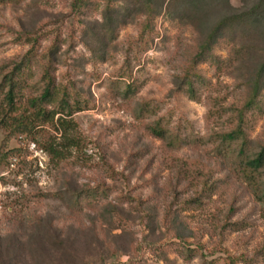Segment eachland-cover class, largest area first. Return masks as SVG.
Masks as SVG:
<instances>
[{
	"label": "rangeland",
	"instance_id": "374dc122",
	"mask_svg": "<svg viewBox=\"0 0 264 264\" xmlns=\"http://www.w3.org/2000/svg\"><path fill=\"white\" fill-rule=\"evenodd\" d=\"M74 1L0 0V61L27 49L17 41L23 32L44 35L43 46L58 36L56 75L69 72L94 102L67 117L65 135L44 127L64 159L51 160L28 134L7 143L3 153L16 152L1 163L0 264H225L228 256L264 264V203L231 167L202 153L206 107L178 90L171 67L182 61L177 52L238 15L215 43L219 81L232 88L264 75V0H85L73 11ZM143 43L140 62L129 63L141 82L137 97L162 99L161 113L174 108L173 120L183 112L197 140L180 157H202L210 178L223 181L225 190L202 204L187 202L192 192L161 161L160 141L107 90L125 54ZM200 67L218 82L211 64ZM261 132L264 115L251 139ZM70 137L82 148L70 146ZM231 202L230 222H240L222 228Z\"/></svg>",
	"mask_w": 264,
	"mask_h": 264
},
{
	"label": "trees",
	"instance_id": "16d2710c",
	"mask_svg": "<svg viewBox=\"0 0 264 264\" xmlns=\"http://www.w3.org/2000/svg\"><path fill=\"white\" fill-rule=\"evenodd\" d=\"M83 2L86 1L75 0L71 9H82ZM238 19V15H231L220 20L202 42L185 53L177 52L182 61L177 63L173 59L171 67L174 66L176 70L178 90L206 107V131L199 143L202 153L207 158L231 167L237 180L245 185L255 200L264 203V132L253 140L250 136L264 115V75L259 70L250 84L236 83L232 88L225 86L219 81L222 62L214 51L221 31L228 23L238 22ZM20 36L17 41L26 44L27 49L0 61V131L4 133L0 144V170L5 158L16 152L13 149L3 153L7 143L22 134L30 135L51 160L64 159L44 127L52 126L65 135L67 125L72 122L67 117L94 106L93 99L70 78L69 72L56 75L58 63L55 55L62 44L58 36H50V43L44 46L40 41L44 35L38 32H23ZM141 36L139 33L133 41L137 44V41L142 40ZM145 44L141 49L133 50V47L131 57L125 54L122 65L113 72L115 79L109 80L107 90L119 96L131 116L160 141L161 161H168L177 181L186 180L185 186L192 192L193 196L187 202L202 204L215 193L225 190L221 186L223 181L210 178L209 164L202 157H180L182 149L191 147L197 140L196 135L191 136V121L183 112H179L173 120L174 108L165 109L161 113L165 108L162 99L137 97L141 82L138 76L132 75L129 63L131 59L140 62V53L147 49ZM204 63L211 64L218 82L212 83L203 73L200 65ZM228 97L230 99L227 101ZM38 136L44 138L43 141H37ZM68 139L71 141L70 146L82 148L80 140L74 137ZM233 195L235 191H232ZM232 212L233 202L228 208L222 228L240 222H230ZM227 258L225 264L240 262L237 257ZM241 261L249 264L251 260Z\"/></svg>",
	"mask_w": 264,
	"mask_h": 264
},
{
	"label": "built area",
	"instance_id": "2783aa9c",
	"mask_svg": "<svg viewBox=\"0 0 264 264\" xmlns=\"http://www.w3.org/2000/svg\"><path fill=\"white\" fill-rule=\"evenodd\" d=\"M32 146H34V144H32Z\"/></svg>",
	"mask_w": 264,
	"mask_h": 264
}]
</instances>
